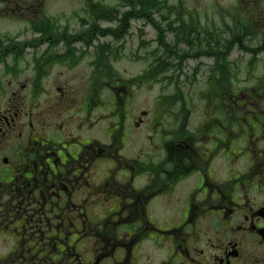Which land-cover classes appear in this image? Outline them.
Masks as SVG:
<instances>
[{
    "label": "flooded vegetation",
    "instance_id": "1",
    "mask_svg": "<svg viewBox=\"0 0 264 264\" xmlns=\"http://www.w3.org/2000/svg\"><path fill=\"white\" fill-rule=\"evenodd\" d=\"M0 264H264V0H0Z\"/></svg>",
    "mask_w": 264,
    "mask_h": 264
},
{
    "label": "rangeland",
    "instance_id": "2",
    "mask_svg": "<svg viewBox=\"0 0 264 264\" xmlns=\"http://www.w3.org/2000/svg\"><path fill=\"white\" fill-rule=\"evenodd\" d=\"M159 89L154 90H146L144 92V97L146 100H148L150 103L153 102L154 98L158 95Z\"/></svg>",
    "mask_w": 264,
    "mask_h": 264
}]
</instances>
